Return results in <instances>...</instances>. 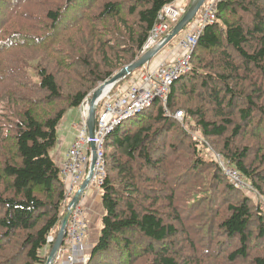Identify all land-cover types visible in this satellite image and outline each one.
<instances>
[{"label":"trees","instance_id":"trees-1","mask_svg":"<svg viewBox=\"0 0 264 264\" xmlns=\"http://www.w3.org/2000/svg\"><path fill=\"white\" fill-rule=\"evenodd\" d=\"M176 1L0 0V264L47 263L66 212L58 127L141 57ZM190 66L171 116L157 100L108 136L89 264H264V207L215 157L264 196V0H221Z\"/></svg>","mask_w":264,"mask_h":264},{"label":"built area","instance_id":"built-area-1","mask_svg":"<svg viewBox=\"0 0 264 264\" xmlns=\"http://www.w3.org/2000/svg\"><path fill=\"white\" fill-rule=\"evenodd\" d=\"M220 1L204 2L199 11L201 14L198 13L177 38L179 44L174 52L181 50V53L173 57L171 61L155 63L157 55L156 59L142 69L137 79L128 82L127 87L121 85L115 92L118 83L114 87H108L110 88L108 91L105 90L95 107L97 125L93 138L88 129L90 114L88 99L82 104L80 107L81 121L77 128L78 134L69 149L67 160L61 165V180L66 187V211L71 206L79 189L92 174L83 198L89 196L91 188L95 189L94 194H102L106 178L105 145L111 132L126 120L152 107L157 100L162 102L166 114L171 116L168 111V96L171 88L177 79L190 71L192 54L199 38L206 27L214 25L217 21V5ZM175 3L167 5L160 13L158 22L141 51V57L157 48L170 34L173 26L177 25L187 14L189 10L187 7L178 3L177 6ZM175 118L184 124L185 114L183 112H177ZM93 144L96 147L95 150H93ZM94 154L97 156V162L92 170ZM215 157L231 183L243 190L248 188V184L243 182L244 180L236 167L223 164L219 155ZM89 215L90 209L84 206L82 201L74 208L72 207L64 243L57 254L55 264H89L94 247L87 244ZM55 241L54 236L48 237L49 246H53ZM88 249H91L89 254L86 252Z\"/></svg>","mask_w":264,"mask_h":264},{"label":"water","instance_id":"water-1","mask_svg":"<svg viewBox=\"0 0 264 264\" xmlns=\"http://www.w3.org/2000/svg\"><path fill=\"white\" fill-rule=\"evenodd\" d=\"M206 0H194L191 7L189 8L187 14L182 18V20L173 28L170 34L164 39V41L155 49L149 51L142 57H140L136 62L133 64L126 66L123 68L118 74H116L113 78L106 81L102 84L96 91H94L93 95L90 99L87 100L90 106V114L88 118V129L90 136L93 138L96 131L97 125V115H96V104L102 98L105 90L107 87H114L116 84L120 83L121 81L125 80L128 76L132 75L134 72L138 71L139 69L145 67L146 65L150 64L156 56L161 53L166 47H168L179 35L191 24V22L196 18L197 14L199 13L200 9L202 8L204 2ZM93 150L96 149L95 145L93 144ZM97 162V156L94 154V160L92 165V170L95 168ZM93 174L91 175V177ZM90 177V178H91ZM87 179L82 187L77 192L75 198L73 199L71 206L65 212L61 228L58 234V237L52 247V251L47 258L46 264H55L57 254L62 247L66 235V229L72 215V207L74 208L78 203L81 201L84 193L86 192L91 179Z\"/></svg>","mask_w":264,"mask_h":264},{"label":"crops","instance_id":"crops-1","mask_svg":"<svg viewBox=\"0 0 264 264\" xmlns=\"http://www.w3.org/2000/svg\"><path fill=\"white\" fill-rule=\"evenodd\" d=\"M186 1L189 2V0H177L178 4H184ZM173 47H168L167 49L164 50V52L160 53L158 55V58L155 60V63H159L160 61H165L171 59L178 54L181 53V50H178L177 52H174V49L172 50ZM124 86H128V84L123 83ZM78 110V116H79V121H71L70 120V113L73 111ZM66 122V127L63 128L64 131H62V126L63 123ZM80 122V108L79 109H73L66 114L64 119L61 121L59 127H58V136L60 139H58V144L55 148V150L52 153V157L54 160L61 166L63 162L67 160V150L65 151V147L68 146V148H71L72 144L74 143V140L76 138V130L77 126ZM60 145V146H59ZM67 155V156H66ZM83 205L86 206L87 208L90 209V215H89V228H88V235H87V244L88 246H94L95 243L97 242L99 238V234L102 228V217L104 214V210L102 207L101 203V197L99 198H94L93 196L90 197L88 196L82 201ZM53 247V246H52ZM52 247L49 246L45 250V254L47 257L50 255L52 251ZM88 254L91 252V249H88L86 251Z\"/></svg>","mask_w":264,"mask_h":264},{"label":"rangeland","instance_id":"rangeland-1","mask_svg":"<svg viewBox=\"0 0 264 264\" xmlns=\"http://www.w3.org/2000/svg\"><path fill=\"white\" fill-rule=\"evenodd\" d=\"M192 1H194V0H192ZM212 0H206V3H209V2H211ZM193 3V2H192ZM175 5H177V1H176V3H175ZM178 6V5H177ZM183 6H185V7H187L188 8V6H189V2L188 1H186L184 4H183ZM201 13H199V15H200ZM174 26H176V25H174ZM178 44H179V39H175L168 47H173L172 48V50L173 49H175V48H177L178 47ZM168 47H166L165 49H167ZM164 49V50H165ZM164 50H163V52H164ZM162 52V53H163ZM36 55H38V56H40V55H42V53H40V52H36ZM53 60L52 59H50L49 57H48V60H47V63H49V62H52ZM144 68V67H143ZM143 68H141V69H139L138 71H136L133 75H132V77H129V79L127 80V81H125V84H128V82H130L131 80H134V79H137L138 77H139V73L142 71V69ZM121 87V86H120ZM120 87H117L116 89H115V92H117L118 90H119V88ZM93 95V93L92 94H90L89 95V98L88 99H90L91 98V96ZM50 109H52L51 107H49ZM47 109V108H46ZM79 109V108H78ZM52 110H54V109H52ZM78 114V110L77 111H73V112H71L70 113V120L71 121H79V116L77 115ZM80 121H81V116H80ZM66 122H64L63 123V126H62V131H64V129L63 128H65L66 127V124H65ZM127 123V122H126ZM79 124H80V122H79ZM79 124H78V126H79ZM78 126H77V128H78ZM184 128H185V130L188 132V134L189 135H191V136H196V137H198V138H201V137H199L200 136V132L198 131V129H197V127L195 126V123L194 122H192L191 120H189V119H187L186 121H185V124H184ZM76 130V135L78 134V130L77 129H74V131ZM58 139H60V137L58 136ZM176 140V138L174 139V141ZM247 142H250V143H255L256 141H254V140H252V139H250V137H248L247 138ZM58 144V143H57ZM60 146V145H59ZM69 149L70 148H68V146L67 147H65V151L67 150L68 152H69ZM68 152H67V155H68ZM66 155V156H67ZM204 155L206 156V155H208V159L209 158H211V154L210 153H207V152H205L204 151ZM220 156V158H221V160L223 161V164H225V165H230V162H228L225 158H223L222 157V155H220V154H216L215 156ZM223 171V170H222ZM244 181V183L245 184H248V182L245 180V179H243ZM93 188H91V190L89 191V196H94V198H99V197H101V195H99L98 193H97V195L96 194H94V190L95 189H93ZM244 191H248L247 193L249 194V196H251L253 199H254V201L256 202V203H258V204H262V206L264 207V196H262L260 193H258L257 191H255L254 189H253V187L252 186H250V184H248V188L247 189H245ZM254 191V192H253ZM249 192H252V193H249ZM84 197V196H83ZM82 197V199H81V201H83L84 200V198ZM80 201V202H81ZM79 202V203H80ZM78 203V204H79ZM259 249L260 250H262L263 252H264V243H261L260 245H259Z\"/></svg>","mask_w":264,"mask_h":264},{"label":"bare ground","instance_id":"bare-ground-1","mask_svg":"<svg viewBox=\"0 0 264 264\" xmlns=\"http://www.w3.org/2000/svg\"><path fill=\"white\" fill-rule=\"evenodd\" d=\"M107 88H108V87H107ZM107 88H106V90L108 91L110 88H108V89H107ZM107 91H106V92H107Z\"/></svg>","mask_w":264,"mask_h":264}]
</instances>
